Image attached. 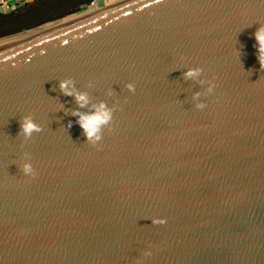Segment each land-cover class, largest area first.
Segmentation results:
<instances>
[{
	"label": "water",
	"instance_id": "1",
	"mask_svg": "<svg viewBox=\"0 0 264 264\" xmlns=\"http://www.w3.org/2000/svg\"><path fill=\"white\" fill-rule=\"evenodd\" d=\"M258 23L264 0H104L0 39V264H264ZM66 77L114 106L95 143Z\"/></svg>",
	"mask_w": 264,
	"mask_h": 264
},
{
	"label": "clouds",
	"instance_id": "2",
	"mask_svg": "<svg viewBox=\"0 0 264 264\" xmlns=\"http://www.w3.org/2000/svg\"><path fill=\"white\" fill-rule=\"evenodd\" d=\"M252 36L255 42L253 46L255 48L256 60L258 61L260 69H264V23H258ZM183 69L184 70L181 73L183 80L193 81L199 85H205L206 92L212 91L213 84L204 79L202 75L203 70L199 66L186 67ZM127 87L129 90H132L133 85L129 83ZM57 88L62 94L73 97L77 107L71 110L66 109V113L75 117V122L79 125L85 141H88L89 143H95L98 141L101 137L102 128L108 125L112 120L114 106L108 105L104 100L90 103L91 97L88 91L78 89L74 80L70 77L58 80ZM200 95L201 93L199 91H193L192 93V100L197 108H202L204 106L203 102L199 99ZM71 123L72 122L69 121V125ZM18 125L17 133L21 134L24 139L30 138L33 132L40 130V126L33 120L30 113L21 116L18 120ZM18 167L26 176L34 174L31 159L27 153L24 154Z\"/></svg>",
	"mask_w": 264,
	"mask_h": 264
},
{
	"label": "trees",
	"instance_id": "3",
	"mask_svg": "<svg viewBox=\"0 0 264 264\" xmlns=\"http://www.w3.org/2000/svg\"><path fill=\"white\" fill-rule=\"evenodd\" d=\"M94 0H28L0 12V39L24 33L77 13Z\"/></svg>",
	"mask_w": 264,
	"mask_h": 264
},
{
	"label": "built area",
	"instance_id": "4",
	"mask_svg": "<svg viewBox=\"0 0 264 264\" xmlns=\"http://www.w3.org/2000/svg\"><path fill=\"white\" fill-rule=\"evenodd\" d=\"M25 1H28V0H20L17 4H19L21 2H25ZM101 1H104V0H94L89 5H93V4H96V3L101 2ZM16 5H12L8 0H0V12L9 11V10L13 9Z\"/></svg>",
	"mask_w": 264,
	"mask_h": 264
},
{
	"label": "crops",
	"instance_id": "5",
	"mask_svg": "<svg viewBox=\"0 0 264 264\" xmlns=\"http://www.w3.org/2000/svg\"><path fill=\"white\" fill-rule=\"evenodd\" d=\"M12 5H16L20 0H8Z\"/></svg>",
	"mask_w": 264,
	"mask_h": 264
},
{
	"label": "rangeland",
	"instance_id": "6",
	"mask_svg": "<svg viewBox=\"0 0 264 264\" xmlns=\"http://www.w3.org/2000/svg\"><path fill=\"white\" fill-rule=\"evenodd\" d=\"M88 6H90V5H88Z\"/></svg>",
	"mask_w": 264,
	"mask_h": 264
}]
</instances>
